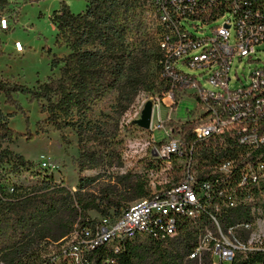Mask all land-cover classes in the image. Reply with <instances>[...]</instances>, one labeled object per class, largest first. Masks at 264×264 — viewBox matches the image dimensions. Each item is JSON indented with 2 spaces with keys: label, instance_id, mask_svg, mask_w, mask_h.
I'll list each match as a JSON object with an SVG mask.
<instances>
[{
  "label": "trees",
  "instance_id": "obj_1",
  "mask_svg": "<svg viewBox=\"0 0 264 264\" xmlns=\"http://www.w3.org/2000/svg\"><path fill=\"white\" fill-rule=\"evenodd\" d=\"M8 4L9 0H0V8ZM51 21L57 29L56 44L69 49L63 57L52 59L53 68L63 63L59 75L35 86L0 77V96H5L7 104L21 110L14 94L27 93L45 114L35 133L22 132L10 124L14 113L0 107V264H65L64 250L77 230L113 217L111 210L120 216L131 203L150 195L141 175L121 171L119 124L109 115L95 117L94 108L110 92H117L116 105L125 112L141 92L162 90L161 84L170 89L162 74L165 57L160 35L164 26L152 10L151 0H87L79 13L62 1ZM50 126L77 134L79 186L74 191L63 182L56 183L49 174L27 185L12 180L32 171L34 163L9 144L20 138L32 140ZM154 157L158 165L179 160L174 157L166 162ZM89 170L95 173L85 174ZM155 191L160 188L151 194ZM91 211L96 216L90 215ZM248 218L240 208L232 209L229 216L220 214V220L230 224ZM207 223V217L196 224L184 219L173 237L125 241L119 252L111 244L103 245L79 257V262L108 264L107 259H114L117 264H215L209 252L201 259L190 258ZM209 227L216 231L213 223ZM229 264H264V250L238 255Z\"/></svg>",
  "mask_w": 264,
  "mask_h": 264
},
{
  "label": "built area",
  "instance_id": "obj_2",
  "mask_svg": "<svg viewBox=\"0 0 264 264\" xmlns=\"http://www.w3.org/2000/svg\"><path fill=\"white\" fill-rule=\"evenodd\" d=\"M152 10L163 23V78L169 81L165 98L151 100V131L165 130L161 118L163 107L178 106L176 94H188L196 103L186 119L166 130V137L149 145L151 155L167 149L182 152V160H174L171 188L137 199L128 206V217L100 218L94 226L76 231L64 250L65 264H80L92 249L107 245L124 234L125 241L141 236L168 239L175 236L184 219L196 224L207 217L219 223L220 230L210 231L209 223L200 231L190 258L209 252L214 263L229 264L236 256L264 250V120L248 127V120L264 113V67L252 69L240 84L232 85L231 69L236 58L252 57L264 43V13L252 8V0H151ZM241 6L251 8L242 14ZM221 24L210 27L205 36L191 33L183 22L199 21L201 31L218 19ZM8 17L0 16V29L7 30ZM18 52L25 45L15 41ZM212 69L205 70V63ZM180 63L205 71L207 78L179 69ZM206 80L211 88L204 87ZM166 98L169 99L167 102ZM155 117L157 122H155ZM235 121L228 135H215L214 126ZM240 208L248 219L227 223L220 214L229 216ZM123 245V243H122ZM123 247V246H122ZM122 247L114 248L119 252ZM89 263V262H88ZM108 264H117L107 259ZM93 264V263H92Z\"/></svg>",
  "mask_w": 264,
  "mask_h": 264
},
{
  "label": "rangeland",
  "instance_id": "obj_3",
  "mask_svg": "<svg viewBox=\"0 0 264 264\" xmlns=\"http://www.w3.org/2000/svg\"><path fill=\"white\" fill-rule=\"evenodd\" d=\"M62 1H66L73 12H82L85 9L87 0H9L5 8H0V16L8 17L10 25L7 30L0 29V77L5 80L20 83L22 85L35 86L38 81H46L50 77H56L60 73L59 66L52 67V59L63 57L69 53L65 46L56 44L57 29L53 25L51 18L55 9H58ZM227 16L205 26L201 31L194 24L203 26L199 21L183 22L188 30L197 36L207 35L208 30L214 24H221ZM157 24L153 22V26ZM20 41L25 45L24 52H18L15 48V41ZM264 67V43L257 46V52L252 57L245 56L236 58L231 69V84L238 85L240 80H245L252 69ZM179 69L192 75H197L199 79L207 78L202 74L201 69H192L186 64L180 63ZM204 87L211 88V85L202 80ZM162 90H149L141 92L132 106L125 112H121L117 107V92L106 94L101 101L95 105V117L109 115L120 126V136L123 139L121 152L124 165L121 171H130L133 174L141 175V178L148 183L150 193L161 186L166 187L172 184L170 179L171 172L175 168L174 164H156L157 160L149 151V145L154 143V135L158 141L163 140L166 130H171L177 126L178 121L186 119L189 115L188 110H195L196 103L191 97L176 94V102L179 105L173 108L163 107L161 118L165 120V130L145 129L137 123L141 118L147 102L156 97L165 98L167 89L161 84ZM14 98L19 103L21 110L14 105L5 102V96H0V107L6 113L13 112L10 124L17 130L26 132L37 130V122L45 118L39 103L31 100L27 93H15ZM167 102L169 101L166 98ZM110 120V119H109ZM158 119L155 117V122ZM10 148L26 159H30L34 166L32 171L12 178L24 185L33 184L39 180L43 174L52 175L55 182H63L73 191L79 186V168L75 162L79 156L78 137L71 129L55 130L52 126L47 132L35 136L32 140L20 138L9 144ZM153 159V160H152ZM155 161V163L153 162ZM39 173V174H38ZM94 170H89L85 174H93ZM113 217H118L114 210H111ZM90 215L96 216V212L91 211ZM145 236L137 239L143 240ZM56 250L55 247H50Z\"/></svg>",
  "mask_w": 264,
  "mask_h": 264
},
{
  "label": "bare ground",
  "instance_id": "obj_4",
  "mask_svg": "<svg viewBox=\"0 0 264 264\" xmlns=\"http://www.w3.org/2000/svg\"><path fill=\"white\" fill-rule=\"evenodd\" d=\"M242 8V14H251V8L248 6H241ZM252 8L258 9V11H261V13H264V0H252ZM163 48V44H162ZM212 69V62L211 63H205V70H211ZM256 119H250L248 120V127H256L257 122L264 120V113L255 114ZM228 128H235V121L228 120L225 121V124H217L214 126V133L215 135H228ZM161 160L164 161H171L174 157H177L179 160H182V152H179L177 150L173 149H167L166 151L159 152V154L155 155ZM261 179H264V171H261ZM168 188H171L168 187ZM164 188V189H168ZM154 193H160V191H155ZM128 207L122 211V217H128ZM216 227V230H220L219 223L215 222L213 223ZM124 242V234L117 235L112 238V240L108 241V244H111L114 248H120L122 247V243Z\"/></svg>",
  "mask_w": 264,
  "mask_h": 264
},
{
  "label": "water",
  "instance_id": "obj_5",
  "mask_svg": "<svg viewBox=\"0 0 264 264\" xmlns=\"http://www.w3.org/2000/svg\"><path fill=\"white\" fill-rule=\"evenodd\" d=\"M152 111H153V104L152 102H147L146 106L143 110V114L141 118L137 119V123L145 128V129H150L151 126V117H152Z\"/></svg>",
  "mask_w": 264,
  "mask_h": 264
}]
</instances>
